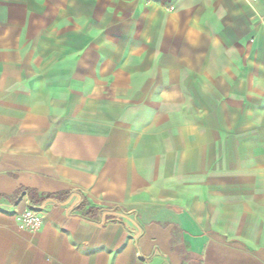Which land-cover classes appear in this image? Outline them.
I'll return each instance as SVG.
<instances>
[{"label": "crops", "instance_id": "crops-1", "mask_svg": "<svg viewBox=\"0 0 264 264\" xmlns=\"http://www.w3.org/2000/svg\"><path fill=\"white\" fill-rule=\"evenodd\" d=\"M0 264H264L262 0H0Z\"/></svg>", "mask_w": 264, "mask_h": 264}, {"label": "built area", "instance_id": "built-area-1", "mask_svg": "<svg viewBox=\"0 0 264 264\" xmlns=\"http://www.w3.org/2000/svg\"><path fill=\"white\" fill-rule=\"evenodd\" d=\"M151 1V0H146ZM264 4V0H262ZM173 4L168 6L169 10H173ZM16 221L21 230L35 232L41 228L44 222V210L40 206H33L16 215Z\"/></svg>", "mask_w": 264, "mask_h": 264}, {"label": "trees", "instance_id": "trees-1", "mask_svg": "<svg viewBox=\"0 0 264 264\" xmlns=\"http://www.w3.org/2000/svg\"><path fill=\"white\" fill-rule=\"evenodd\" d=\"M31 193H33V195H34V191L31 190Z\"/></svg>", "mask_w": 264, "mask_h": 264}]
</instances>
